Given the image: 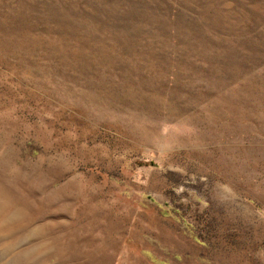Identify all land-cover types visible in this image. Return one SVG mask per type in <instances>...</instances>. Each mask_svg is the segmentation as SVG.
<instances>
[{
    "label": "rangeland",
    "instance_id": "obj_1",
    "mask_svg": "<svg viewBox=\"0 0 264 264\" xmlns=\"http://www.w3.org/2000/svg\"><path fill=\"white\" fill-rule=\"evenodd\" d=\"M0 200V264H264V0H0Z\"/></svg>",
    "mask_w": 264,
    "mask_h": 264
},
{
    "label": "bare ground",
    "instance_id": "obj_2",
    "mask_svg": "<svg viewBox=\"0 0 264 264\" xmlns=\"http://www.w3.org/2000/svg\"><path fill=\"white\" fill-rule=\"evenodd\" d=\"M4 208H5V205L0 200V218L4 215L3 214ZM10 217H11V220H9L10 222H7L8 223L7 225L12 224V222H13V217L12 216H10ZM0 229H1V227H0ZM35 237H36L37 241L34 242L31 245V247H29L26 251L21 252L18 255H16V257L12 261V264H36L37 262L40 261V258L45 256L44 253L49 251V247L46 244H44V242L42 241L41 237L38 234L35 233ZM61 249H62V246L60 248H57V250L55 252H59V251H61ZM58 260H59V258H58ZM58 264H59V262H58Z\"/></svg>",
    "mask_w": 264,
    "mask_h": 264
}]
</instances>
